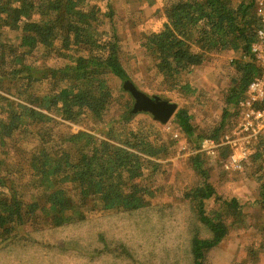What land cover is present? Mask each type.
Listing matches in <instances>:
<instances>
[{
  "label": "trees",
  "instance_id": "trees-1",
  "mask_svg": "<svg viewBox=\"0 0 264 264\" xmlns=\"http://www.w3.org/2000/svg\"><path fill=\"white\" fill-rule=\"evenodd\" d=\"M36 10L41 17H32ZM262 28L256 0H175L162 27L144 36L142 44L154 60L152 72L163 76L164 90L182 89L197 101L204 90L190 80L195 68L211 52H241L233 61L238 75L224 97L222 123L208 138L220 140L234 128L240 100L253 78L263 75L252 51ZM124 53L113 0L93 5L87 0H0V149L30 134L45 137L31 158H0V264H34L25 252L43 243L36 236L37 230L43 231L36 226L40 214L59 228L74 219L88 197L120 214L149 216L154 211L155 178L168 165L170 146L177 141L162 138L150 112L123 106L129 91L125 82H133ZM193 118L183 108L176 114L192 138L191 162L204 177L184 193L195 217L192 264H208L209 251L229 233L226 218L239 214L241 205L236 197L220 196L208 180L199 144L205 136L197 133ZM64 125L92 126L74 132L63 131ZM254 148L252 156L258 159L264 140ZM213 198L221 209L208 207ZM47 246L63 258L86 250ZM109 251L115 259L133 254L121 242L113 249L105 244V250L96 248L93 254H112Z\"/></svg>",
  "mask_w": 264,
  "mask_h": 264
},
{
  "label": "rangeland",
  "instance_id": "rangeland-1",
  "mask_svg": "<svg viewBox=\"0 0 264 264\" xmlns=\"http://www.w3.org/2000/svg\"><path fill=\"white\" fill-rule=\"evenodd\" d=\"M174 1L154 0L151 4L149 0H113L115 23L125 44L124 61L133 76V83L140 90L177 103V112L186 109L194 116L192 123L197 133L207 138L222 123L224 97L238 75L237 64L233 61L241 58V52L232 48L211 52L195 68L190 74V80L204 90L200 101H197L196 95H188L182 89L164 90L167 85L163 76L152 72L154 60L149 57L142 43L147 33L162 27L166 11ZM87 2L93 5L98 0ZM32 17H41V11H34ZM242 59L249 60L248 56ZM115 84L120 86V80L116 79ZM133 104L132 94L126 91L123 106L133 107ZM177 112L167 123L155 120L153 114H150L158 121L162 138L168 140L178 131L185 138L182 141L181 134L175 146H170L166 161L169 163L155 178L154 186L157 190L153 198L156 203L152 208L154 211L149 212V216L128 212L120 214L115 210L103 209L99 201L88 197V203L75 212L74 219L59 228L51 227V221L40 214L36 226L43 231L37 230L36 236L43 243H34V248L25 252L34 264H135V261L146 264H192L190 236L194 210L186 202L184 193L202 182L204 177L191 162L192 138L176 121ZM239 117L240 114L236 121ZM91 126L64 125L62 130L75 132ZM43 138L41 134H30L18 143L9 140L7 148L3 151L0 149V158L18 161L31 158L42 147ZM222 151L224 156L220 160L206 157L207 164L204 167L208 172V180L213 182L217 193L223 198L236 197L241 209L239 214L232 213L226 218V222L231 224L229 233L221 244L209 251L208 264H264V150L263 155L255 159L252 156L255 148L251 147L248 157L245 156L247 159L244 157L240 168L234 170L226 168L233 151L228 146ZM73 195L78 196L74 192ZM208 207L221 209L216 198L209 200ZM238 219L240 222L236 223ZM203 232L206 233L204 227ZM118 242L127 244L129 252L133 254L119 255L116 259L115 253L111 251L112 254H93L96 248L105 250V244L113 249ZM48 243L59 250L64 245L77 246L78 251L85 246L86 250L85 254L74 252L63 258V254L47 251Z\"/></svg>",
  "mask_w": 264,
  "mask_h": 264
},
{
  "label": "built area",
  "instance_id": "built-area-1",
  "mask_svg": "<svg viewBox=\"0 0 264 264\" xmlns=\"http://www.w3.org/2000/svg\"><path fill=\"white\" fill-rule=\"evenodd\" d=\"M256 3L257 12L264 23V0H256ZM252 51L255 55V63L263 71V75L253 78L245 97L240 100V117L234 128L225 133L220 140L207 137L199 141L201 152L213 160H220L223 156L220 147L228 146L233 151L226 163V168L229 170L240 168L241 163L248 157L250 148L254 147L259 139L264 140V28L259 30V38L253 44ZM180 135V132H174L172 140L179 141ZM183 140H185L184 136Z\"/></svg>",
  "mask_w": 264,
  "mask_h": 264
},
{
  "label": "water",
  "instance_id": "water-1",
  "mask_svg": "<svg viewBox=\"0 0 264 264\" xmlns=\"http://www.w3.org/2000/svg\"><path fill=\"white\" fill-rule=\"evenodd\" d=\"M125 87L134 98V111H144L153 114L155 120L167 123L178 108V104L163 99L159 95L151 96L140 90L132 81H126Z\"/></svg>",
  "mask_w": 264,
  "mask_h": 264
}]
</instances>
